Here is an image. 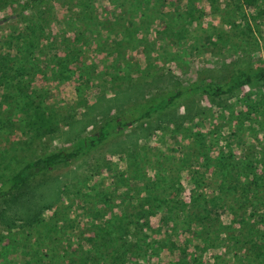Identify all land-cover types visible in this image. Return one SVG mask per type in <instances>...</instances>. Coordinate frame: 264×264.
Returning <instances> with one entry per match:
<instances>
[{"label": "rangeland", "instance_id": "1", "mask_svg": "<svg viewBox=\"0 0 264 264\" xmlns=\"http://www.w3.org/2000/svg\"><path fill=\"white\" fill-rule=\"evenodd\" d=\"M25 1L0 0V183L139 102L264 60V0ZM26 94L51 130L18 119ZM107 232L111 264L257 259L264 80L183 97L0 197V264H104L113 252L93 245Z\"/></svg>", "mask_w": 264, "mask_h": 264}, {"label": "trees", "instance_id": "2", "mask_svg": "<svg viewBox=\"0 0 264 264\" xmlns=\"http://www.w3.org/2000/svg\"><path fill=\"white\" fill-rule=\"evenodd\" d=\"M44 0H26L22 7L21 12L42 3ZM249 8H253L256 0H244ZM224 80L221 83H210L206 81H199L192 79L188 85L182 86L174 92H166L165 94L156 95L149 101L139 102L137 106L131 109L124 110L123 113L105 121L98 127L97 131L81 137L75 143L68 147L58 148L53 151L47 152L43 155L28 160L22 167H20L12 176L7 180L0 183V197L11 194L16 190H22L29 187H37L45 182L48 174L59 167L72 163L77 157L83 153L93 150L106 139L115 133L124 130L127 126L132 125L134 122L142 119L152 118L156 113H161L169 107L178 103V101L193 94H212L221 96L233 92L235 89L252 84L259 80H264V60H255L252 65L244 67L241 64H233L223 74ZM22 107H25V113L18 118L26 122L28 129L33 131H48L53 128V116L46 110L41 103H35L33 99L26 94ZM141 103V104H140ZM33 109V110H30ZM206 221V220H205ZM204 223V222H203ZM200 224V222H198ZM201 227L195 229L199 232ZM111 233H105V237L99 245H93L102 255L106 251H112L113 255L109 259H104V264H111L113 259L116 258L119 247L116 241L112 240ZM258 250L257 259H252V251L246 261L237 264H255L254 262L260 261L264 264V245L253 244Z\"/></svg>", "mask_w": 264, "mask_h": 264}]
</instances>
